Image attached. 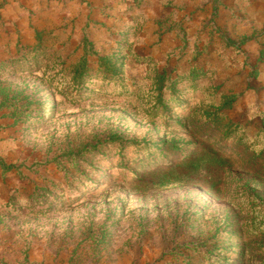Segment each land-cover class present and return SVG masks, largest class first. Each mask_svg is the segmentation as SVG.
I'll return each mask as SVG.
<instances>
[{"label": "rangeland", "instance_id": "374dc122", "mask_svg": "<svg viewBox=\"0 0 264 264\" xmlns=\"http://www.w3.org/2000/svg\"><path fill=\"white\" fill-rule=\"evenodd\" d=\"M0 264H264V0H0Z\"/></svg>", "mask_w": 264, "mask_h": 264}, {"label": "trees", "instance_id": "16d2710c", "mask_svg": "<svg viewBox=\"0 0 264 264\" xmlns=\"http://www.w3.org/2000/svg\"><path fill=\"white\" fill-rule=\"evenodd\" d=\"M50 111H51V106L49 107L48 111H46V114H50Z\"/></svg>", "mask_w": 264, "mask_h": 264}]
</instances>
